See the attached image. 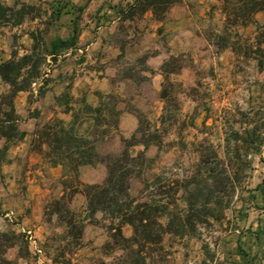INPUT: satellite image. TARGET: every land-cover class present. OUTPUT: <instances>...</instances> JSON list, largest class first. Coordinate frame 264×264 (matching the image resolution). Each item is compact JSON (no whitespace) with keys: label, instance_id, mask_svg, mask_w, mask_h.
<instances>
[{"label":"rangeland","instance_id":"374dc122","mask_svg":"<svg viewBox=\"0 0 264 264\" xmlns=\"http://www.w3.org/2000/svg\"><path fill=\"white\" fill-rule=\"evenodd\" d=\"M2 1L24 14L20 24H0V61L30 53L40 62L33 76H27L32 81L28 90L13 99L16 134L25 132L24 137L7 142L0 137V147L7 146L0 165V230L18 236L7 258L15 264H114L124 256L111 237L108 218L97 212L86 219L81 191L67 206L76 221L84 220L83 233L80 238L68 233V217L53 210L63 191L62 169L33 149L34 133L60 118L56 112L40 114L42 104L53 108L50 102L44 104V91L51 89L54 97L55 91L60 96L73 89L75 106L67 109L74 111L84 99L95 105L97 92L114 95L118 129L98 139L94 150L98 156L125 147L133 154L144 153L147 160L129 179L138 201L167 191L163 199L176 202L171 209L179 213L197 164L204 177L207 169L223 171L228 158L236 163L238 174L231 173V182L213 188L206 207L200 206L207 200L205 192L195 201L187 227L174 220V233L164 236L161 251L151 252L147 264H264V198L257 190L264 186V145L254 152L234 139V132L243 137L247 127L256 128L264 141V46L256 48L264 42V11L254 13L255 21L230 26L223 0H179L162 11L160 20L138 5L130 9L134 0ZM73 31L78 33L74 46L56 57L47 53L53 38H67ZM87 46L93 61L79 68L100 70L94 76L99 84L101 77L107 78L106 90L93 82L86 90H76L81 75L74 67L88 58ZM9 89L0 78V99ZM8 109L1 105L2 112ZM72 113L61 119L70 121ZM88 125L83 123L78 135L88 137ZM105 176L103 163L79 167L83 184L101 183ZM71 184L67 178L66 194ZM122 231L126 237L132 233L128 225Z\"/></svg>","mask_w":264,"mask_h":264},{"label":"trees","instance_id":"16d2710c","mask_svg":"<svg viewBox=\"0 0 264 264\" xmlns=\"http://www.w3.org/2000/svg\"><path fill=\"white\" fill-rule=\"evenodd\" d=\"M177 1L179 0H134L130 4V9L138 5L141 12L151 10L160 20L162 11ZM223 1L226 22L230 26L255 21L254 13L260 9L264 11V0ZM23 14V11H16L13 6L0 0V24H7L11 21H13L12 24H20L23 20ZM77 35V31H73L67 38H53L48 45L47 53L56 57L60 52L77 43ZM261 46H264V42L258 43L256 48L261 50ZM230 47L235 51L234 46ZM39 63V58L33 57L30 53L21 56L12 54L9 59L0 61V78L10 86L9 92L0 99V137H4L6 142L16 137L23 138L25 135V132L16 134L17 127L14 124L16 114L13 99L19 91L28 90L32 81L27 76H33L39 67ZM163 71H166L165 68ZM39 93L42 94L43 90L41 89ZM165 95V91H162L161 97L165 98ZM96 96L98 101L95 105L87 103L84 99L80 110L74 111L75 109L71 108L73 113L70 121L66 122L61 118H53L44 123L34 133L33 149L46 157L52 166H60L62 169L63 191L55 200L53 210L61 217H68L66 221L68 233L76 238H80L83 233L84 220L76 221L75 215L70 212L67 206L73 194L81 191L86 198V219L95 218V214L101 212L105 219L110 220L111 237L124 251V256L118 258L114 264H147L146 260L151 252L159 253L161 251L164 236L174 233L171 229L174 220H178V225L182 229L187 227L191 222L195 201L205 192L204 195L207 200L201 202L200 206L206 207L211 201L213 188L220 184L226 185V182H231L232 175L238 174L236 163L228 158L229 166H223V171L217 173L215 168L207 169L208 176L204 177L199 174L202 168L201 164H197V173L191 177L192 187L183 191L184 206L179 213H174V210L171 209L173 204L174 206L177 205L176 202L172 203L163 199L164 196H167V191H161L159 198L138 201L130 192L129 179L134 170L140 168L147 159L142 151L133 154L126 147L115 154L98 156L95 153V142L118 129L119 115V110L116 107L117 101L112 93L97 92ZM3 103L9 109L2 112L1 105ZM136 114L139 116L137 111ZM86 122L89 123L90 129L87 131L88 137H83L77 132L80 126ZM137 130L139 131V128ZM234 133L235 143L240 140V145L244 148L252 149L255 152L259 150L262 144L264 145V141H261L257 135L256 128L244 127L243 137H238V133ZM121 140L125 142V139L122 138ZM225 141L229 145L230 139L226 138ZM143 145L144 148H147L149 142L144 141ZM234 146L235 149L239 148L238 144H234ZM6 151L7 146L0 147V165L5 160ZM97 163H103L106 167L104 180L101 183H81L79 167ZM219 175H223L222 178ZM67 178H70L71 182L74 183L71 184L68 194H66ZM257 190L264 198L262 183L257 186ZM260 208L264 209V205ZM76 222H79L78 226H76ZM124 225L131 227L132 233L129 237L123 234ZM184 234L185 232L180 231V235ZM17 237L12 230H0V264H15L13 260L7 258L6 252L16 244ZM149 247L150 250H148Z\"/></svg>","mask_w":264,"mask_h":264},{"label":"crops","instance_id":"0c3cea01","mask_svg":"<svg viewBox=\"0 0 264 264\" xmlns=\"http://www.w3.org/2000/svg\"><path fill=\"white\" fill-rule=\"evenodd\" d=\"M87 48H89V47L88 46L86 47L85 53H86V57H88V58H86L84 60V62H82V63L80 62L78 64V68L74 67L75 71L78 72L76 75H81V76L76 77V82H75L76 90H78V89L79 90H86L89 87V85L92 84V82L94 85L98 84L97 86L100 87V89L106 90L105 87H103V86H104L105 80H107V78L105 76L101 77L100 78V84H99V82L97 83V81H96L97 76H94L96 73L100 74L101 73L100 70H97L96 68L87 69L86 67L79 68L80 66H82L86 62H92L93 61L92 59H90L91 54H89L87 52V50H88ZM69 49L70 48L64 50V52H66ZM78 50H80V49H78ZM94 60H96V58H94ZM49 93L51 95H49ZM54 93L55 94L53 97V93L51 92V89L44 91V95H46L44 104H46L47 102H50L52 104L53 108L52 109L48 108V106L42 104V107H40V109H41L40 114L46 115L47 117H50L56 112V115L59 116L60 118H68V116H69L68 113L71 112V110L67 109V108H69L71 106H75L74 97L71 94H75L76 92L73 91V89H72V93H65V94L60 95V96L58 95L59 94L58 91H55ZM42 96L43 95H41L40 97H42ZM92 100H93L92 98L87 99L88 102H91ZM123 119L124 118L122 117L121 121H120V126H123Z\"/></svg>","mask_w":264,"mask_h":264},{"label":"built area","instance_id":"2783aa9c","mask_svg":"<svg viewBox=\"0 0 264 264\" xmlns=\"http://www.w3.org/2000/svg\"><path fill=\"white\" fill-rule=\"evenodd\" d=\"M31 238V237H30Z\"/></svg>","mask_w":264,"mask_h":264}]
</instances>
